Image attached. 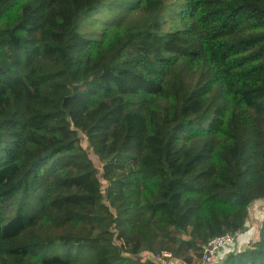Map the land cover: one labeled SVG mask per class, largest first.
<instances>
[{
    "label": "trees",
    "instance_id": "obj_1",
    "mask_svg": "<svg viewBox=\"0 0 264 264\" xmlns=\"http://www.w3.org/2000/svg\"><path fill=\"white\" fill-rule=\"evenodd\" d=\"M166 2L0 0V264H264V0Z\"/></svg>",
    "mask_w": 264,
    "mask_h": 264
},
{
    "label": "rangeland",
    "instance_id": "obj_2",
    "mask_svg": "<svg viewBox=\"0 0 264 264\" xmlns=\"http://www.w3.org/2000/svg\"><path fill=\"white\" fill-rule=\"evenodd\" d=\"M168 2H175L177 4L181 3L183 0H167ZM110 13V12H109ZM115 17L114 14L110 16L108 13H101L98 15L97 21H108ZM97 24V25H96ZM91 24V25H85L84 22L80 23V26L78 28V31L82 34L87 35L90 39H97L99 34V25L100 23ZM131 131L129 132V137L126 142V145L124 147V153H131V154H137L139 149V143L140 139L143 135V127H142V121L141 118L137 117L132 120L130 125ZM248 226L251 227V219L248 221ZM253 232L251 230H246L245 233H243L239 239V244H242V238L247 237L246 242H248L252 238Z\"/></svg>",
    "mask_w": 264,
    "mask_h": 264
},
{
    "label": "built area",
    "instance_id": "obj_3",
    "mask_svg": "<svg viewBox=\"0 0 264 264\" xmlns=\"http://www.w3.org/2000/svg\"><path fill=\"white\" fill-rule=\"evenodd\" d=\"M238 236V233L224 234L209 240L203 247L201 262L208 261L223 247L233 245L236 242ZM119 244L124 251L127 249L123 240H119ZM152 258L156 264H173L175 261L171 254L167 251H161L160 253L152 255Z\"/></svg>",
    "mask_w": 264,
    "mask_h": 264
},
{
    "label": "crops",
    "instance_id": "obj_4",
    "mask_svg": "<svg viewBox=\"0 0 264 264\" xmlns=\"http://www.w3.org/2000/svg\"><path fill=\"white\" fill-rule=\"evenodd\" d=\"M258 216H259V215H258ZM247 230H251V231L253 232V229H250V227H249V229H247ZM252 234H253V233H252ZM240 237H241L240 235H239V237H237L236 243L239 242ZM246 240H247V237L242 238V241H241L242 244H243V242L247 243ZM242 244H241V245H242ZM242 246H244V245H242Z\"/></svg>",
    "mask_w": 264,
    "mask_h": 264
}]
</instances>
